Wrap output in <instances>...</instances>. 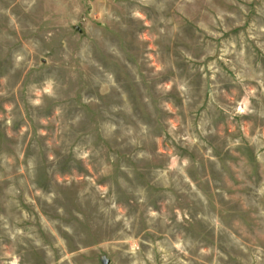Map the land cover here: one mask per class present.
I'll return each instance as SVG.
<instances>
[{
	"label": "rangeland",
	"instance_id": "1",
	"mask_svg": "<svg viewBox=\"0 0 264 264\" xmlns=\"http://www.w3.org/2000/svg\"><path fill=\"white\" fill-rule=\"evenodd\" d=\"M264 264V0H0V264Z\"/></svg>",
	"mask_w": 264,
	"mask_h": 264
},
{
	"label": "water",
	"instance_id": "2",
	"mask_svg": "<svg viewBox=\"0 0 264 264\" xmlns=\"http://www.w3.org/2000/svg\"><path fill=\"white\" fill-rule=\"evenodd\" d=\"M103 264H109V260H104Z\"/></svg>",
	"mask_w": 264,
	"mask_h": 264
}]
</instances>
